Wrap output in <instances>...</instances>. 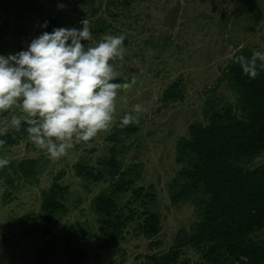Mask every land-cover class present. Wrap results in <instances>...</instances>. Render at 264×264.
I'll use <instances>...</instances> for the list:
<instances>
[{
	"label": "rangeland",
	"instance_id": "obj_1",
	"mask_svg": "<svg viewBox=\"0 0 264 264\" xmlns=\"http://www.w3.org/2000/svg\"><path fill=\"white\" fill-rule=\"evenodd\" d=\"M86 18L92 40L82 41L85 46L106 35L124 37L123 60L110 61L117 73L113 82L134 83L118 90L110 130L75 144L59 160L37 148L27 132L0 145V158L9 160L0 168V264H154L155 256L177 248L189 264H208L203 252L188 244L199 219L195 205L174 198L186 181L180 175L184 164L175 161L176 143L188 136L190 124H205L228 105L234 111L237 93L224 73L233 53L264 52V0H20L8 14L4 53L27 50L34 38L55 28L82 29ZM173 83L182 97L164 100ZM136 104L143 111L135 131L112 136L126 114L136 115ZM14 115L23 113L15 107L0 112V135L15 129ZM26 159L34 161L29 175L19 170ZM110 159L119 167L114 176L106 163ZM76 163L101 172L103 179L78 175ZM261 163L264 153L249 166ZM128 179L130 188L115 190ZM54 182L63 187L59 198L66 211L47 223L42 192ZM101 192L113 198L124 221L108 247L101 244L111 224L104 225L94 211ZM150 212L158 215L159 230L147 237L139 225ZM253 236L264 238V229Z\"/></svg>",
	"mask_w": 264,
	"mask_h": 264
},
{
	"label": "trees",
	"instance_id": "obj_2",
	"mask_svg": "<svg viewBox=\"0 0 264 264\" xmlns=\"http://www.w3.org/2000/svg\"><path fill=\"white\" fill-rule=\"evenodd\" d=\"M19 2L0 0V55L3 56H6L3 45L8 14ZM252 52L244 48L236 55L250 58ZM224 74L237 93L235 109L233 111L228 105L226 110L212 113L207 123L190 124L188 136L177 140L175 161L184 164L180 175L186 181L174 198L188 199L195 205L199 219L192 227L188 244L203 252L208 264H264V238L253 236L264 229V163L249 166L264 153V71L250 79L232 59ZM181 97L177 83L164 94V100ZM120 125L121 121L111 132L112 136L130 134L136 129L135 124L123 128ZM26 127L23 124L19 131H4L0 135V141H4L2 145L13 144L26 133ZM33 163V159L21 161L20 172L29 175ZM106 163L112 176L119 172L113 159ZM75 169L78 175L95 181L103 179L101 172L87 165L76 163ZM132 183L133 180L128 179L117 184L115 190L124 191ZM62 191L60 183L54 182L42 192L40 209L44 222L52 223L66 211L59 198ZM148 196L152 197L151 194ZM94 211L104 225L111 224V233L101 244L108 247L121 234L124 221L116 214V203L108 193L101 192L94 198ZM158 230V215L148 213L139 225V231L150 237ZM180 250L177 248L155 256L154 264H189L181 258Z\"/></svg>",
	"mask_w": 264,
	"mask_h": 264
},
{
	"label": "clouds",
	"instance_id": "obj_3",
	"mask_svg": "<svg viewBox=\"0 0 264 264\" xmlns=\"http://www.w3.org/2000/svg\"><path fill=\"white\" fill-rule=\"evenodd\" d=\"M80 23L82 29L55 28L34 38L27 50L0 55V112L18 108L23 116H12L11 126L19 131L23 120L31 142L46 150L51 160L66 156L75 144L108 132L118 90H128L134 83L113 82L117 73L110 61L123 60L124 37L106 35L97 44L85 46L82 41L92 40L90 21ZM232 58L250 79L264 71V52L253 50L250 58L233 53ZM133 110L135 116L122 118V128L139 123L143 108L136 104ZM8 164V159L0 158V168Z\"/></svg>",
	"mask_w": 264,
	"mask_h": 264
},
{
	"label": "water",
	"instance_id": "obj_4",
	"mask_svg": "<svg viewBox=\"0 0 264 264\" xmlns=\"http://www.w3.org/2000/svg\"><path fill=\"white\" fill-rule=\"evenodd\" d=\"M171 20V22L169 23V27H173V17L172 18H170Z\"/></svg>",
	"mask_w": 264,
	"mask_h": 264
}]
</instances>
